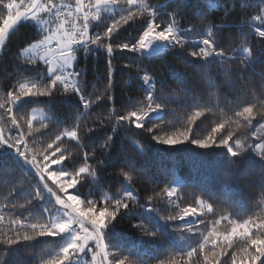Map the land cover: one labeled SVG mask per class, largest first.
<instances>
[{
	"label": "snow or ice",
	"instance_id": "snow-or-ice-1",
	"mask_svg": "<svg viewBox=\"0 0 264 264\" xmlns=\"http://www.w3.org/2000/svg\"><path fill=\"white\" fill-rule=\"evenodd\" d=\"M238 2L243 4V0H227V5L220 0H0V48H7L23 23L38 30L35 42L17 54L25 65L18 75L35 69L37 78L18 82L0 96V156L13 162L25 179L35 180L29 191L21 184L3 194L5 203L0 208L16 218L9 219L7 229L0 228V264H148L149 259L154 264H194V258H199L195 264H264V0L259 5L244 4L245 11L255 9L256 15L250 19L242 17L239 27L233 29ZM213 9H222L220 23L209 19L217 15ZM193 20L198 23H191ZM133 25L138 36L114 45L120 31ZM101 27L102 32L92 31ZM233 44L234 47H227ZM99 50L106 51L109 57L110 87L114 82V53L119 50L140 54L132 63L144 73L139 77L144 96L138 101L129 98L121 106L126 111L113 108L107 116H98L102 125L111 127V133L88 151L86 139H92L88 134L96 128H88L82 136L79 124L60 129V121L43 115L36 127L37 116L22 110L47 97L54 116L58 94L70 97L71 107L77 110L90 109L106 96L111 102L113 97L107 90L95 101L90 96L86 99V90L81 87L86 73L76 68L80 52L87 58ZM175 50L186 51V55L176 56L185 68L163 63L160 75L165 78L166 87L161 90L163 94L157 95L156 78L140 69L141 57L165 59L162 54ZM214 69L215 77L211 75ZM218 92L224 93L227 105L220 107L218 98L215 104L200 106L205 95L210 100ZM190 101H196V105L190 107ZM181 109L191 112L186 126L168 132L172 122L164 117ZM209 113L220 118L210 131L201 130L204 121L200 118ZM51 124L60 130L45 144L44 133ZM121 129L142 130L151 135L156 145L170 148L188 144L200 150H222L217 153L222 159L221 188L202 189L201 195L194 197V205L181 207L182 196L178 192L183 185L173 177L147 197L149 203L164 201L166 197L164 214L157 212L153 216L154 209L149 208L140 213L138 223L130 225L139 231L142 242L167 250L164 258L149 255L145 259L139 245L124 247L113 243L115 225L121 219L136 217L143 208L133 184L138 178L153 182L152 161L145 147L136 144L134 155H129L122 145L117 151L114 136ZM198 130L202 132L200 138L196 135ZM65 142L82 151V160L61 147ZM98 150L118 167L114 179L120 188L115 194L105 191L101 184L100 170L107 159H97ZM93 160L95 164L90 163ZM11 170L9 164L0 163V180ZM240 181L260 189L251 214L234 219L232 211H228L210 222L207 235L194 229V223H203L200 217L215 214L214 204L209 201L217 195H221L222 204H232L233 193L241 191ZM85 184L90 186L88 194L80 191ZM96 192L100 195L95 196ZM255 195L254 191L250 193L253 198ZM37 207L39 219H33V209ZM4 219L0 215V223ZM221 222L231 225L230 230L218 232L216 227ZM177 231L179 237L174 239ZM185 233L191 234L189 239L199 234L201 240L192 246L186 242ZM47 238L59 243L38 254L39 245L48 243ZM21 250L27 252L28 259L20 258Z\"/></svg>",
	"mask_w": 264,
	"mask_h": 264
},
{
	"label": "trees",
	"instance_id": "trees-1",
	"mask_svg": "<svg viewBox=\"0 0 264 264\" xmlns=\"http://www.w3.org/2000/svg\"><path fill=\"white\" fill-rule=\"evenodd\" d=\"M64 3H74V0H61ZM58 2V0L56 1ZM151 2H156V0H151ZM162 3L165 0H161ZM221 4L227 5V0H220ZM260 0H243V4L238 2L235 9V20L231 23V27L236 29L239 27V21L243 17L245 19H250L251 16L256 15L255 9L252 11H245L244 4L249 5H259ZM170 11V9H168ZM216 12L215 17L210 16L209 19H215L216 23H220V17L222 16V9H213ZM161 19H164L161 17ZM110 23V21H108ZM191 23H198V20H193ZM259 23V22H257ZM126 29V30H125ZM114 40V45L119 43L129 42L133 38H136L139 34L135 25L129 27L125 26ZM37 29L29 23H23L18 28L15 34L12 35L10 42L7 44V48H3L0 53V96L17 85L18 82H24L26 80H33L37 77L34 75L35 69H30L25 72L23 76L18 75V73L25 68L22 63V59L17 58V54L29 44L34 43L38 38ZM92 31H103V28H93ZM193 39H198V37H192ZM236 43L240 42L239 36L235 37ZM235 45H228L231 48ZM177 54L186 55V51L181 53L179 50H175L172 54H162L165 59L160 57H141L142 62L140 63V69L147 70L150 75H154L156 78V89L157 95H161L162 89L166 87L164 81L165 78L160 75V69L163 63L168 62L176 64L182 70L185 68L183 64H180L176 58ZM140 54H134L127 51L121 52L117 50L112 57V69L114 72V82L113 85L109 86L108 79V55L106 51L99 50L94 54H90L85 58L84 53L80 52L78 54V62L76 63L77 70L84 69L85 76L81 80V87L85 89L86 99L90 98L95 101L97 95H102L106 90L108 95L113 97L110 102L107 96L99 101L98 104L94 103L92 107L80 109H74L71 107L73 103L70 97H60L58 94L57 100L54 102L55 115L49 111L48 98L42 97L39 102L31 103L25 105L23 112L30 114V111L34 108H40L44 110L48 117H52L53 120L60 121V129L70 128L76 124H79L81 129V135L85 136L88 128H96V131L90 133L92 139L87 140L86 143L89 145L88 151L91 148L101 144L106 137V135L111 133V127L108 125H102L101 121L97 117L107 116L109 111L113 108L121 110V112L127 109H122L121 106L125 105L129 98L133 101L142 100L144 96V86L142 81L139 79L143 75V71L137 69L136 65L132 63L139 57ZM27 57L23 58L26 59ZM191 59V57H189ZM125 64H129V67H125ZM43 67V66H41ZM214 77L217 75L215 69L211 74ZM196 82L199 84L200 78H195ZM222 79V77H221ZM175 87V85H171ZM259 93H257L258 95ZM199 95V93H198ZM219 98L220 107H224L229 102L224 99V93L218 92L217 95H213L209 100V97L205 95V99L199 101L200 106L205 103L215 104ZM232 99H236L235 94H231ZM250 97H241L243 100H248ZM184 97H181L183 100ZM196 101H190V107H194ZM190 109H181L179 112H171L164 117L165 121H171V125L168 126L167 131L172 132L176 129L186 126V117L190 115ZM219 115H213L209 113L206 118H200L204 122L200 124L201 130L210 131V126L217 122ZM200 123V121H197ZM36 127L40 126V121L35 122ZM151 126V125H149ZM55 124H51L49 128L44 133L45 144L48 142L49 138H54L58 131L60 130ZM204 131L203 134H207ZM197 138H200L202 132L200 130L196 133ZM114 141L117 145V151H119L120 146L127 151L129 155H134L137 151L136 144H139L147 149V156L151 158L152 166L150 169L151 175L153 176V182L146 183L143 179H137L136 183L133 184V189L140 198V202L143 208L139 209L136 217L129 219H121L119 223L115 225L114 228V239L113 243L123 244L124 247H128L132 244H137L140 246V250L145 252V259L148 256H154L157 258H164L167 255V250H159L157 248L151 247L147 242H142L137 229H133L130 225L133 223H138L141 219L140 213L146 212L149 208L154 209L152 212L153 216H156L157 212L164 214L165 202L164 201H153L149 203L147 197L152 195L153 191H159L160 188L164 187L169 183L173 177L182 183L183 187L179 190L178 195L182 196L179 201L181 207L185 205H194V197L201 195L202 189L212 188L213 190L222 187V159L218 157L217 153L222 151L221 149L214 150H200L195 149L194 146L184 144L175 147H168L162 145H156L155 142L151 140V135L143 132L142 130L136 129H121L118 131L117 135L114 136ZM135 141V144L133 143ZM61 147L66 148L69 153L74 156H78L82 160V151L77 150L73 147L72 143L65 142ZM196 152L205 153L203 155H195ZM97 159H107L106 166L100 170L101 184L105 191L115 194L119 188L120 184L114 179L118 167L113 163V160L108 159L104 156L102 150L96 152ZM115 153H113V158ZM0 163H7L11 166L12 170L7 174V176L0 180V206L4 205V195L12 191V187L15 185L19 187L21 184L24 185L26 191L31 190V185L35 183V180L25 179L19 168H16L13 162L8 161L6 158L0 156ZM90 163L95 164L96 161H90ZM111 173V175H109ZM51 183V182H49ZM239 189L241 191L235 192L232 195V204H222L221 195H217L212 202L216 209L214 215H204L200 217V220H216L219 219L228 211H232L234 219H244L247 218L256 201L259 200L260 189L256 187L255 189L250 188L245 185L244 181L239 182ZM80 191L84 194H88L90 191V186L85 184ZM255 192V197H251L250 193ZM100 193L96 192L95 196H99ZM19 202H23L20 200ZM3 215L7 219V222L0 224V228L7 229L8 221L12 217L7 211L0 208ZM171 211H178V209H170ZM19 211V210H18ZM40 211L39 207L33 209V219H39L36 215ZM27 215V213H25ZM42 222V221H41ZM177 224L181 222H176ZM197 224V223H196ZM195 223L193 225H196ZM171 231V229H169ZM179 232L173 234L174 239H178ZM48 243L39 245L37 253L42 249H54L59 241H54L53 238H47ZM2 247V245H0ZM211 247V246H210ZM209 247V248H210ZM231 251V250H230ZM21 259H28L27 252L21 250ZM199 258H194L198 260ZM31 264V261L29 262ZM148 264H154V261L149 259Z\"/></svg>",
	"mask_w": 264,
	"mask_h": 264
},
{
	"label": "rangeland",
	"instance_id": "rangeland-1",
	"mask_svg": "<svg viewBox=\"0 0 264 264\" xmlns=\"http://www.w3.org/2000/svg\"><path fill=\"white\" fill-rule=\"evenodd\" d=\"M61 2H62L61 0H58L57 3H61ZM2 50H3V48H0V53H1ZM30 114H35L37 116V121L36 122L40 121L39 118L42 115L43 116H48V114L44 110H42L40 108L32 109L30 111ZM190 219L195 220V218H191V217H190ZM202 221H203V223H197V224L195 223L196 225H193V228L198 230L199 233L207 235L211 221H209V220H202ZM212 221H214V220H212ZM230 227H231V225H229L227 222H221V224L217 225L216 230L218 232L223 233V232L229 231ZM189 236H191V234L185 233L186 242L188 244H191L192 246H196V244L201 240V235H199V234H197L195 236H192L190 239L188 238ZM210 246L211 245L209 244L208 247H210Z\"/></svg>",
	"mask_w": 264,
	"mask_h": 264
},
{
	"label": "built area",
	"instance_id": "built-area-1",
	"mask_svg": "<svg viewBox=\"0 0 264 264\" xmlns=\"http://www.w3.org/2000/svg\"><path fill=\"white\" fill-rule=\"evenodd\" d=\"M0 215H3L2 211L0 210ZM4 216V215H3ZM5 217V216H4ZM5 222H7V219L5 218L4 221L0 224H4Z\"/></svg>",
	"mask_w": 264,
	"mask_h": 264
}]
</instances>
